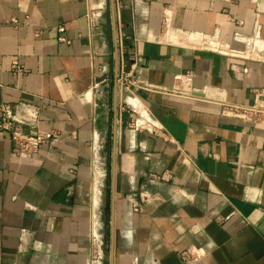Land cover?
<instances>
[{
    "label": "crops",
    "instance_id": "1",
    "mask_svg": "<svg viewBox=\"0 0 264 264\" xmlns=\"http://www.w3.org/2000/svg\"><path fill=\"white\" fill-rule=\"evenodd\" d=\"M225 102L264 104V0H0V105L54 132L0 131V264H264V120Z\"/></svg>",
    "mask_w": 264,
    "mask_h": 264
},
{
    "label": "built area",
    "instance_id": "2",
    "mask_svg": "<svg viewBox=\"0 0 264 264\" xmlns=\"http://www.w3.org/2000/svg\"><path fill=\"white\" fill-rule=\"evenodd\" d=\"M61 27L60 30H64ZM119 46L122 50V40L119 42ZM120 74L118 77V84L122 89H130L133 85L141 88H147L142 82L135 79L132 72L128 70L127 63L123 56H121L120 64ZM194 80V74L191 71H187L179 76L177 84L173 92L179 91L181 94L195 95L192 90V83ZM177 93V92H176ZM225 107L229 111L235 112L241 116H254L257 119L264 120V104L256 105H242L237 103L225 102ZM122 110L123 106H121ZM1 115H0V131L8 130L10 131L11 138L14 142V150L18 155L31 154L38 151L44 144L49 143L54 137L53 131L48 132H37L32 133L25 129L23 122L16 120L12 105L5 103L0 105ZM94 252L97 256L101 255V246L99 240L94 245Z\"/></svg>",
    "mask_w": 264,
    "mask_h": 264
},
{
    "label": "water",
    "instance_id": "3",
    "mask_svg": "<svg viewBox=\"0 0 264 264\" xmlns=\"http://www.w3.org/2000/svg\"><path fill=\"white\" fill-rule=\"evenodd\" d=\"M113 5L115 6V3L114 1H112ZM195 95H202L200 92H194ZM111 258H113V249H112V252H111Z\"/></svg>",
    "mask_w": 264,
    "mask_h": 264
},
{
    "label": "rangeland",
    "instance_id": "4",
    "mask_svg": "<svg viewBox=\"0 0 264 264\" xmlns=\"http://www.w3.org/2000/svg\"><path fill=\"white\" fill-rule=\"evenodd\" d=\"M107 260L109 259V246H110V240H109V242H107Z\"/></svg>",
    "mask_w": 264,
    "mask_h": 264
}]
</instances>
